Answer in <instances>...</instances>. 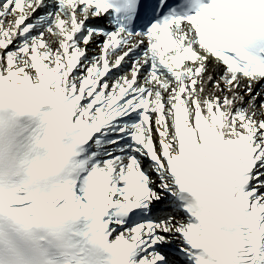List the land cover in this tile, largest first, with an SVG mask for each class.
<instances>
[{
	"label": "snow or ice",
	"instance_id": "6c2138e0",
	"mask_svg": "<svg viewBox=\"0 0 264 264\" xmlns=\"http://www.w3.org/2000/svg\"><path fill=\"white\" fill-rule=\"evenodd\" d=\"M202 154L240 217L205 249L264 264V0H0V264H207Z\"/></svg>",
	"mask_w": 264,
	"mask_h": 264
},
{
	"label": "clouds",
	"instance_id": "9594fccd",
	"mask_svg": "<svg viewBox=\"0 0 264 264\" xmlns=\"http://www.w3.org/2000/svg\"><path fill=\"white\" fill-rule=\"evenodd\" d=\"M185 186L178 192L185 197V207L193 220L196 244L207 257V264H221V257L207 252L205 244L222 246L227 242L226 230L236 233L240 224L238 213L226 215L225 209L235 204V161L224 162L202 154L196 164L184 166Z\"/></svg>",
	"mask_w": 264,
	"mask_h": 264
},
{
	"label": "bare ground",
	"instance_id": "6f19581e",
	"mask_svg": "<svg viewBox=\"0 0 264 264\" xmlns=\"http://www.w3.org/2000/svg\"><path fill=\"white\" fill-rule=\"evenodd\" d=\"M211 70V69H210Z\"/></svg>",
	"mask_w": 264,
	"mask_h": 264
}]
</instances>
